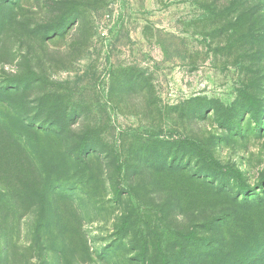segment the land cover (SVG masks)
<instances>
[{
	"label": "rangeland",
	"instance_id": "374dc122",
	"mask_svg": "<svg viewBox=\"0 0 264 264\" xmlns=\"http://www.w3.org/2000/svg\"><path fill=\"white\" fill-rule=\"evenodd\" d=\"M0 264H264V0H0Z\"/></svg>",
	"mask_w": 264,
	"mask_h": 264
},
{
	"label": "trees",
	"instance_id": "16d2710c",
	"mask_svg": "<svg viewBox=\"0 0 264 264\" xmlns=\"http://www.w3.org/2000/svg\"><path fill=\"white\" fill-rule=\"evenodd\" d=\"M254 255H255V254H254V253H252L250 258H252Z\"/></svg>",
	"mask_w": 264,
	"mask_h": 264
}]
</instances>
